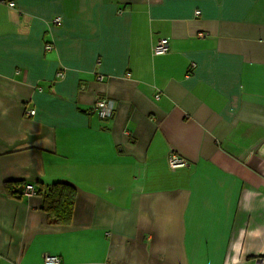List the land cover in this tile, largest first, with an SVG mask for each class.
Returning <instances> with one entry per match:
<instances>
[{
	"label": "crops",
	"instance_id": "crops-1",
	"mask_svg": "<svg viewBox=\"0 0 264 264\" xmlns=\"http://www.w3.org/2000/svg\"><path fill=\"white\" fill-rule=\"evenodd\" d=\"M12 1L0 5V264H260L264 0ZM162 37L168 51L153 54ZM7 181L72 184L70 221L49 223L41 196H10Z\"/></svg>",
	"mask_w": 264,
	"mask_h": 264
},
{
	"label": "trees",
	"instance_id": "trees-1",
	"mask_svg": "<svg viewBox=\"0 0 264 264\" xmlns=\"http://www.w3.org/2000/svg\"><path fill=\"white\" fill-rule=\"evenodd\" d=\"M14 183L7 181L4 187L8 195L17 197L21 194V191L17 190V185L14 188L12 187ZM19 183H22V185L27 184L24 181ZM34 189L35 193L41 196L40 208L45 211L49 223L67 224L70 221L75 196V187L72 184L57 181L45 186L34 187Z\"/></svg>",
	"mask_w": 264,
	"mask_h": 264
},
{
	"label": "built area",
	"instance_id": "built-area-1",
	"mask_svg": "<svg viewBox=\"0 0 264 264\" xmlns=\"http://www.w3.org/2000/svg\"><path fill=\"white\" fill-rule=\"evenodd\" d=\"M0 5H5L7 7H15V4L12 0H0ZM53 23H59L60 17L55 16L52 19ZM46 49L50 48V45L45 46ZM169 49V41L167 38L162 37L159 38L152 46V53L153 54H163L166 53ZM61 72H56V76H61ZM100 78V77H99ZM95 108L97 109V112L101 118L109 117L112 115L113 110V103L110 100L107 99H97L95 101ZM29 115L34 114L33 109L28 110ZM168 164L170 167H177V166H183L185 165L186 161L184 158L178 156L175 153H170L168 155ZM21 193L25 195H30L35 193V189L33 185L27 183L23 185V188L20 190ZM260 264H264V257L259 258ZM42 263L43 264H60L61 260L60 258L55 254H44L42 257Z\"/></svg>",
	"mask_w": 264,
	"mask_h": 264
},
{
	"label": "water",
	"instance_id": "water-1",
	"mask_svg": "<svg viewBox=\"0 0 264 264\" xmlns=\"http://www.w3.org/2000/svg\"><path fill=\"white\" fill-rule=\"evenodd\" d=\"M23 188V185H20L17 190L20 191Z\"/></svg>",
	"mask_w": 264,
	"mask_h": 264
}]
</instances>
